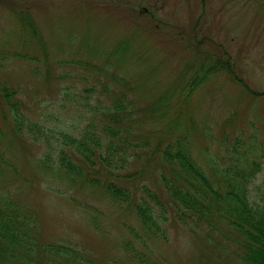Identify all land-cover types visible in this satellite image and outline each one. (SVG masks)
<instances>
[{"label": "trees", "instance_id": "trees-1", "mask_svg": "<svg viewBox=\"0 0 264 264\" xmlns=\"http://www.w3.org/2000/svg\"><path fill=\"white\" fill-rule=\"evenodd\" d=\"M24 5L9 6L15 25L8 38L0 37V176H23L4 151L14 153L19 146L25 170L71 188L69 201L86 224L104 234L118 214L129 236L121 235V252L109 260L94 259L74 242L43 239L35 212L11 191L0 189V264H169L158 245L169 241L171 221L200 244L211 240L209 234L219 233L228 241L222 246H233L240 264H264V207L251 201L248 190L264 158L256 130L249 134V144L242 127L233 133L223 130V155H209L206 165L192 150L198 135L217 139L211 125L198 122L190 109V93L208 74L226 71L247 92L230 56H213L202 51L199 42H191L174 84L144 95L136 77L153 75L156 58L148 56L149 48L137 34L101 45L85 24L86 36L80 42L88 59L74 56L73 50L52 58L50 44ZM153 13L140 8L142 15ZM147 18L139 27L150 32L156 27ZM32 41L38 43L34 51L13 45ZM91 56L96 60H89ZM16 60L28 62L31 79L46 84L52 107L41 109L38 116L29 113L30 104L22 97L30 88L5 76L8 63ZM188 70L194 71L184 76ZM234 117H227L221 127ZM46 184V190L60 189ZM96 197L105 201L108 211L96 204Z\"/></svg>", "mask_w": 264, "mask_h": 264}, {"label": "rangeland", "instance_id": "rangeland-1", "mask_svg": "<svg viewBox=\"0 0 264 264\" xmlns=\"http://www.w3.org/2000/svg\"><path fill=\"white\" fill-rule=\"evenodd\" d=\"M14 2L25 4L23 7L27 6L31 11L38 30H41L47 45L50 44L52 58L67 56L69 50H73L74 56L88 59L90 55L83 48L84 42H80L86 36L85 24L89 25L91 36L98 35L92 38L97 37L96 42L101 45L112 44L125 34H137L141 44H147L148 56L156 58L153 75L136 77V83L143 85L144 95H151L152 91L161 88L160 85L174 84L177 72L184 70V61L191 49L189 43L198 45L199 42L200 49L211 52L213 56L227 53L233 70L248 85L247 92L228 72L220 71L208 74L190 93L192 114L198 122L209 123L217 138L196 136L193 138V153L204 165L209 155L222 157L223 130L233 133L241 127L244 137L247 136V144L251 142L249 134L256 130L258 146L264 149V134H261L264 128V94L250 92L264 91V0H0V37L8 38V31L15 25L8 9ZM140 8L153 10L155 16L154 13L151 16L140 14ZM147 16L156 28L162 25L159 30L152 28L147 32L140 29V23L148 20ZM162 21L168 24V28H163ZM136 24L140 29L138 33ZM69 34L71 38L66 41L65 37ZM65 42L70 45L62 47ZM37 44V41H32L27 45L20 42L13 45L21 50L34 51ZM134 49L136 54V47ZM89 60L95 61L96 57L91 56ZM18 61L16 64L8 63V73L4 69L5 76L9 81H19L30 88L22 93V97L30 104L29 113L38 116L41 109L52 107V100L47 95L46 84L42 80L31 79L29 63ZM192 71L188 70L184 76ZM201 73L203 71L198 70V74ZM232 115L235 116L234 121L222 128L223 121ZM4 151L23 176H0V189L11 191L16 200L35 212L43 239L74 242L97 260L107 261L116 251L121 252V235L129 236L122 228V216L115 215L108 222L110 229L101 233L86 224L76 205L69 201L70 187L25 170L19 146L14 147V153L9 148ZM258 153L259 150L252 152L254 157ZM253 176L248 185L249 197L252 202L264 207V158L260 159V169ZM46 182L60 189L46 190ZM94 200L108 211L105 201L98 197ZM169 231V241L158 245L169 264H240L232 253L234 247L228 243V249L222 246L224 241H228L219 233L209 234L211 240L205 239L200 244L201 240L191 236L177 222L171 221ZM216 241L221 242L220 246H216Z\"/></svg>", "mask_w": 264, "mask_h": 264}]
</instances>
